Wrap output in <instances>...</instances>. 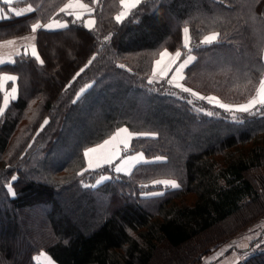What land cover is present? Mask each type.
I'll use <instances>...</instances> for the list:
<instances>
[{"label": "trees", "instance_id": "obj_1", "mask_svg": "<svg viewBox=\"0 0 264 264\" xmlns=\"http://www.w3.org/2000/svg\"><path fill=\"white\" fill-rule=\"evenodd\" d=\"M66 1L18 0L33 11L0 20V41L30 35L43 61L27 47L29 55L0 65V75L17 77L19 97L0 115V264H39L41 251L57 264H149L165 245H189L165 264H207L232 238L254 247L238 264H264V231L263 240L236 237L264 216V110L188 104L187 92L151 78L161 51L180 50L195 58L183 70L186 86L249 100L264 77V0H141L123 23L121 0H83L93 5L91 31L59 11ZM54 15L68 26L32 32ZM210 32L215 42L202 43ZM121 126L148 135L123 153L141 151L149 162L128 174L85 171V150Z\"/></svg>", "mask_w": 264, "mask_h": 264}, {"label": "snow or ice", "instance_id": "obj_2", "mask_svg": "<svg viewBox=\"0 0 264 264\" xmlns=\"http://www.w3.org/2000/svg\"><path fill=\"white\" fill-rule=\"evenodd\" d=\"M13 2V0H3L4 4H8L11 5ZM141 3V0H121V4L123 5H127L126 10L122 11L119 15L116 16V21L118 23H123V21L132 13V11ZM82 8H86V5H81ZM70 6H66L64 9H61L62 12H66L67 15L72 16L73 17V23H79V25L83 28L88 29L89 31L92 30V26L94 24V21L92 19H88V20H84L82 15H76L73 11L69 10ZM2 11V10H0ZM33 11V9L31 8V6H29L28 8L23 9L22 11H17L15 8L11 9V12L14 13L15 16L19 17L21 15H24L28 12ZM89 15H91V12H89ZM68 25L67 23H60V22H55V26L53 25V23H48V24H41L39 22L33 24L31 26V30L32 32H37L39 30H43V31H57L60 29H64L66 28ZM183 32L185 34V39H184V46L188 47V39H187V34L189 32L188 28H184ZM107 39V38H106ZM215 42V38L214 37H205V40L202 43H206V44H212ZM17 56L20 55H24L27 56L29 55L27 48L24 49V51L21 52H17L16 53ZM167 55V52H163L161 53V60H157L155 63L156 65L160 66L158 69V73L159 76L161 77V79H164L166 77H168L169 73L172 72L173 75L171 77V79L167 80V83L169 85H173L174 87L180 89L182 92H187L190 93L191 95L197 96L198 99L201 100H207L208 103L213 104L214 107H219L221 109H224L225 111H239L242 113H249V114H258L261 113V110H264V79H261L259 82V89H258V95L254 96L252 99H250L247 103L245 104H240V105H228V104H224L219 102V100H217L215 97H203V96H199L197 93H194L192 91L191 88H187L184 87L183 84L179 83L178 81L183 79V76L181 75L182 71L188 67L189 63L191 61H193L195 58L192 56H188L187 59L183 60L182 62H180L175 69H173V65H176V61L179 59V57L181 56V53L179 51L176 52L175 54V58L169 62V63H164L163 62V57ZM31 56L35 59H37L41 64L43 63L42 60H40L39 56L37 55V50L35 48V46H33L32 51H31ZM93 59H95V57H93ZM4 63H15V60H8L5 61L3 59H0V65L4 64ZM92 63V60L88 61V64L85 65L84 68L80 69V72H78L76 75L79 76L80 73H82L85 68H87L90 64ZM121 67H123L121 65ZM154 75H156L157 73V69H154ZM17 77L12 76V75H0V88L3 87V82L4 81H12L13 82V87L11 89V93L12 95L9 96H5L4 97V105L7 106L10 102V100H16L18 99V95H17V88L15 86V81H16ZM75 79V78H74ZM153 81L149 80V83L151 84ZM159 81H157L158 83ZM70 86V85H69ZM83 91V90H82ZM188 104H192L193 101L191 100H187L186 101ZM4 112V108L0 107V115H2ZM208 115H212L211 112L207 113ZM47 120H45V124H47ZM43 127V125H42ZM120 132H125L127 131L126 129H120ZM144 138H149L147 134H142V135H130L128 137H124L122 139H120L119 141H117L116 143L112 144L111 149H109L107 152H101L98 150V148H89L84 152V156L88 158V169L87 170H93L95 171L97 168H103V167H108L109 169L114 170L115 173L117 174H128L125 170V168L121 167L119 164H116L114 169L112 168L113 164L115 163V161L120 158L123 154L121 151V146H123V148L125 150H127L130 147L129 141L131 139H144ZM110 143V141L106 140L104 142V145H108ZM104 145L99 146V148H103ZM124 160H128V159H135V157H127L124 156L123 157ZM158 160L160 158H157ZM145 163L149 162V161H143ZM106 179H110L111 177H105ZM12 181L15 182L17 180V176L13 175L12 176ZM158 183L168 186L170 184V186L173 189L179 188L180 185L177 184L176 182L172 181H159ZM8 190L10 192V194L12 196H15V192L12 189L11 184L8 185ZM163 192H158V193H151V195H163Z\"/></svg>", "mask_w": 264, "mask_h": 264}, {"label": "rangeland", "instance_id": "obj_3", "mask_svg": "<svg viewBox=\"0 0 264 264\" xmlns=\"http://www.w3.org/2000/svg\"><path fill=\"white\" fill-rule=\"evenodd\" d=\"M83 1V0H82ZM84 2V1H83ZM86 3V2H85ZM88 4V3H87ZM89 5H91L92 7H93V5L92 4H89ZM121 13V11H119L118 12V14L117 15H119ZM60 22V23H62V20L60 19V18H54V19H52V23H53V25L55 26V22ZM44 24H48V21L47 22H45ZM184 29V28H183ZM182 32H183V30H182ZM211 34H213V33H215V32H210ZM210 33H208V34H210ZM216 34V33H215ZM205 37H207V34L203 37V41L205 40ZM184 39H185V34H184V32H183V44H184ZM187 39H188V44H189V34H187ZM215 39H216V37H215ZM177 51H179L180 53H181V51L180 50H177ZM177 51H170V50H163V52H167V55H165L164 57H163V62L164 63H169V62H171L174 58H175V54H176V52ZM162 52V51H161ZM161 52H160V54H161ZM162 52V53H163ZM160 54H159V56H160ZM159 56H158V58H159ZM188 56H192V55H187L186 57H184V58H181V56L179 57V59L176 61V65H173V69H175V67L180 63V62H182L183 60H185V59H187V57ZM157 58V59H158ZM264 58V57H263ZM162 59V57L160 56V58L158 59V60H161ZM159 67L160 66H158V65H156V63H155V65L153 64V68H152V74H151V78H161L160 76H159V73H158V69H159ZM154 69H157V73H156V75H154ZM14 75V74H13ZM172 75H173V73L172 72H170L169 73V75H168V77H166L167 79H171V77H172ZM181 75L183 76V71H182V73H181ZM179 83H181V84H183V86L184 87H187V88H189L188 86H186L184 83H183V80L181 79V80H179L178 81ZM15 86H16V84H15ZM13 87V86H12ZM12 87H11V85H7V86H5L4 85V82H3V87L1 88V90L3 91V105H2V107L3 108H5V105H4V97L5 96H11L12 95V93H11V89H12ZM17 88V87H16ZM258 90V89H257ZM192 91L194 92V93H197L199 96H203V97H215L217 100H219V102H221V103H224V104H228V105H233V106H235V105H240V104H245V103H247L250 99H252L254 96H257V92L255 93V95L253 96V97H251L249 100H247V101H244V102H225V101H222L221 99H219L217 96H214V95H204L203 93H200V92H198V91H195V90H193L192 89ZM187 97H189V99L190 100H196V99H198V97L197 96H194V95H191L190 93H188V95H187ZM102 101L103 100H98V103H102ZM204 101H206V102H208L206 99L204 100ZM199 110H202V111H204V108H201V107H198V106H196ZM231 112H239V111H231ZM119 129H126L127 131H125V132H120V131H117V130H119ZM119 129H117L115 132H117V133H115V135L111 138V137H108V138H111V139H105V140H108V141H110V144H111V146L110 147H112V144H114V143H116L117 141H119L120 139H122V138H124V137H128V136H130V135H142V134H145V133H135V132H131L126 126H121ZM131 141V140H130ZM96 145H94V146H91V147H89V148H92V147H95ZM89 148H87V149H89ZM86 149V150H87ZM101 148H99V150H100ZM123 150H124V148H123V146H121V151H122V156L120 157V158H118V161H117V164H119L121 167H123V168H125V167H127V166H129V165H134L135 163H137L138 162V160L137 159H139L136 155H133L134 153H123ZM140 152V154H141V156H143L146 160H147V158L145 157V155H144V153L143 152H141V151H139ZM136 153V152H135ZM124 156H127V157H135V159H128V160H124L123 159V157ZM161 156H158V157H156V158H160ZM148 160H149V158H148ZM139 163V162H138ZM87 167H88V164H87ZM86 167V168H87ZM105 177H107L106 175L105 176H102V177H100L98 180H97V182H102V181H104V180H107ZM233 220L234 221H236L235 223H237V224H239V221H237V219H236V217H234L233 218ZM227 223V225L228 224H231V222H230V220L228 221V222H226ZM264 231V216L262 217V218H260L258 221H255V222H253L249 227H248V229H246V231H243V232H241V233H239L236 237L237 238H239V239H241V236L242 235H244V234H247V233H249V234H252V235H249V238L251 239V236H256V238L257 237H260V239H257V241L258 240H263L262 238H261V233ZM210 232V231H209ZM9 235V234H8ZM207 237H210V236H207ZM235 237V238H236ZM199 238V237H198ZM197 238V239H198ZM237 240V239H236ZM245 241H244V238H242V240H241V244H239L238 242H235L234 240H233V238L232 239H230L229 241H226V242H224V243H222L218 248H216V249H214V250H212L211 252H209L204 258H203V261H204V263H207V264H238L240 261H241V258L242 257H244V256H246V255H248L250 252H252V250L254 249V247H253V244L251 245V244H248L249 246L245 249L244 247H243V245L245 244L244 243ZM232 245H235V247L234 248H231V249H229V251L227 252V253H225L226 251H227V249L230 247V246H232ZM246 245V244H245ZM239 246H240V248H239ZM188 247H189V245H186V246H182V247H179L178 249H172L170 246H164L163 247V249L162 250H159V251H157V254L154 256V258L151 260V262L149 263V264H165L166 263V261H168L169 260V258H167V257H170V254H171V252H175L174 250H178V252L179 251H186L187 249H188ZM239 249H240V251H239ZM34 259H35V261L37 262V263H39V264H57L54 260H52L49 256H48V254L47 253H45V252H43V251H41L39 254H37V255H35V257H34ZM198 264V263H197Z\"/></svg>", "mask_w": 264, "mask_h": 264}, {"label": "crops", "instance_id": "obj_4", "mask_svg": "<svg viewBox=\"0 0 264 264\" xmlns=\"http://www.w3.org/2000/svg\"><path fill=\"white\" fill-rule=\"evenodd\" d=\"M1 1L3 2V0H1ZM16 1H18V0H13V2H16ZM13 2H12L11 5H8V4L7 5H4V8H2L0 6V10H2V11H0V20L7 19L10 16L14 15V13L11 12V9L12 8H15L17 11H22L23 9L28 8L29 6H31L29 4L15 5ZM81 5H86L87 7L86 8H82ZM66 6H70V9L69 10L73 11L76 15H82L84 20L92 19L95 22V18L92 15V13H93V7L91 5L83 2L82 0H67L61 6V8L59 9V11L61 13H63L64 15H67V14H66V12H62L61 9H64ZM121 6H122V4H121ZM126 7H127V5H123L121 7V10L120 11L121 12L122 11H125L126 10ZM31 8L33 9V6H31ZM89 12H91V15H89ZM117 14H116V16H117ZM54 18H60V17H57L56 15H54L49 20H47L48 23H52V19H54ZM61 20H62V23H65V21L63 19H61ZM207 37H214L215 38L216 37V34L215 33H213V34L210 33V34H207ZM29 38H30V35H25V36H21V37H17V38H12V39H7V40H4V41H0V59H3L5 61H8L14 55H16L17 52H22L27 47L31 48L30 50L32 51L33 45H31L32 44V41L29 42V40H28ZM28 42H29V45L30 46H26V44H28ZM160 56H161V54H160ZM160 56H159V58H160ZM158 59H156L155 62ZM155 62H154V65H155ZM3 74L15 76V75H13L11 73H3ZM263 79H264V77H263ZM7 82H11L10 85H11V87L13 86V82L12 81H4V85L5 86H7ZM257 95H258V90H257ZM119 130H117V131H119ZM115 133H117V132H115ZM115 133H113L110 137L112 138L115 135ZM111 138H108V139H111ZM105 141L106 140H104L103 142H101L100 144H97L95 147H92V148H98V150H99V146L104 145V142ZM129 144H130V141H129ZM110 146H111L110 143L108 145H104V147L101 148L99 151H101V152H107L109 149H111ZM133 155H136V156L138 155L137 157L139 159H137V160H138L139 163L140 162H143V161H146V159L143 156H141L140 152H136V153L134 152ZM85 158H86V167H87L88 158L87 157H85ZM117 161H118V159L115 161V165L117 164ZM138 162L135 163L134 165L131 164V165L125 167L126 172H129L136 164H138Z\"/></svg>", "mask_w": 264, "mask_h": 264}]
</instances>
